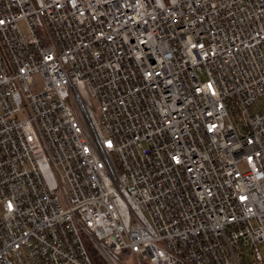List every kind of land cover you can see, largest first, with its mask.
<instances>
[{"label": "built area", "instance_id": "obj_1", "mask_svg": "<svg viewBox=\"0 0 264 264\" xmlns=\"http://www.w3.org/2000/svg\"><path fill=\"white\" fill-rule=\"evenodd\" d=\"M261 244L264 0H0V264Z\"/></svg>", "mask_w": 264, "mask_h": 264}, {"label": "rangeland", "instance_id": "obj_2", "mask_svg": "<svg viewBox=\"0 0 264 264\" xmlns=\"http://www.w3.org/2000/svg\"><path fill=\"white\" fill-rule=\"evenodd\" d=\"M20 28L22 29V31H23L24 34H26V33L28 32V29H27L26 24H25L24 22H21V23H20ZM41 85H42V79H41V76H40V75H37V76H36V86L39 88V87H41ZM23 117H24V114H21V115H20V118H23ZM260 251H261L262 257L264 258V244H261V245H260ZM99 256H100V255H99ZM247 256H248V255L246 254V257H247ZM100 257H101V256H100ZM101 259H103V258L101 257ZM248 259H249V257H248ZM103 262H104L105 264H109V263L106 262L104 259H103ZM134 262H135L134 257H132L131 259L127 260V264H134ZM147 264H149V263H147Z\"/></svg>", "mask_w": 264, "mask_h": 264}, {"label": "trees", "instance_id": "obj_3", "mask_svg": "<svg viewBox=\"0 0 264 264\" xmlns=\"http://www.w3.org/2000/svg\"><path fill=\"white\" fill-rule=\"evenodd\" d=\"M89 251L94 264H105L103 262V259H101V257L99 256L98 252L92 246H89Z\"/></svg>", "mask_w": 264, "mask_h": 264}]
</instances>
